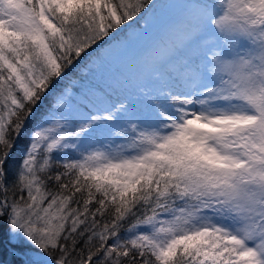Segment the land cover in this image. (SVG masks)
Masks as SVG:
<instances>
[{
	"label": "snow or ice",
	"instance_id": "6c2138e0",
	"mask_svg": "<svg viewBox=\"0 0 264 264\" xmlns=\"http://www.w3.org/2000/svg\"><path fill=\"white\" fill-rule=\"evenodd\" d=\"M5 242L264 264V0H0Z\"/></svg>",
	"mask_w": 264,
	"mask_h": 264
},
{
	"label": "trees",
	"instance_id": "16d2710c",
	"mask_svg": "<svg viewBox=\"0 0 264 264\" xmlns=\"http://www.w3.org/2000/svg\"><path fill=\"white\" fill-rule=\"evenodd\" d=\"M23 143H26V141L22 140L21 144ZM0 261L6 264H20V261L12 254V251L6 242L0 247Z\"/></svg>",
	"mask_w": 264,
	"mask_h": 264
},
{
	"label": "rangeland",
	"instance_id": "374dc122",
	"mask_svg": "<svg viewBox=\"0 0 264 264\" xmlns=\"http://www.w3.org/2000/svg\"><path fill=\"white\" fill-rule=\"evenodd\" d=\"M105 86H106V85L104 84V82L101 81L100 84H99V87H105Z\"/></svg>",
	"mask_w": 264,
	"mask_h": 264
},
{
	"label": "water",
	"instance_id": "95a60500",
	"mask_svg": "<svg viewBox=\"0 0 264 264\" xmlns=\"http://www.w3.org/2000/svg\"><path fill=\"white\" fill-rule=\"evenodd\" d=\"M2 264H4V263H2Z\"/></svg>",
	"mask_w": 264,
	"mask_h": 264
}]
</instances>
